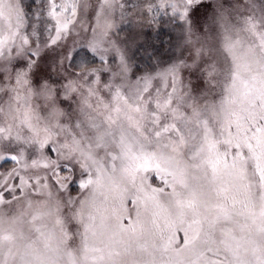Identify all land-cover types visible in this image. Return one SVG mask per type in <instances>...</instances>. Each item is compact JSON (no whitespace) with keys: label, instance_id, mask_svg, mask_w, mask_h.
Masks as SVG:
<instances>
[{"label":"snow or ice","instance_id":"6c2138e0","mask_svg":"<svg viewBox=\"0 0 264 264\" xmlns=\"http://www.w3.org/2000/svg\"><path fill=\"white\" fill-rule=\"evenodd\" d=\"M0 264H264V0H0Z\"/></svg>","mask_w":264,"mask_h":264},{"label":"rangeland","instance_id":"374dc122","mask_svg":"<svg viewBox=\"0 0 264 264\" xmlns=\"http://www.w3.org/2000/svg\"><path fill=\"white\" fill-rule=\"evenodd\" d=\"M130 3H134V4H140L143 2V0H129ZM156 2H158V0H156ZM26 4H31V0H25ZM152 14H149V16H151ZM158 21L159 23L155 24L152 28H145V37L144 39H150L151 37L159 34V36L162 39H167L170 36H178L179 32L178 30H175V26L171 23V21L169 20L168 16H164L163 14H161L158 17ZM179 23V22H177ZM127 29H125L124 31L121 32V36H124L127 34ZM167 47V45H165V48ZM149 51H151V49H149ZM10 166V165H9Z\"/></svg>","mask_w":264,"mask_h":264}]
</instances>
